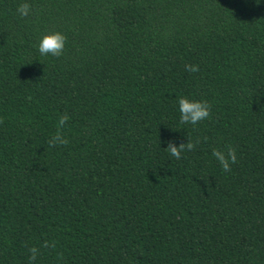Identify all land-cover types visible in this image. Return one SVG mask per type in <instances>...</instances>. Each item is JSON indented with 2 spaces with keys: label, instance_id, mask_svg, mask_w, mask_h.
<instances>
[{
  "label": "trees",
  "instance_id": "obj_1",
  "mask_svg": "<svg viewBox=\"0 0 264 264\" xmlns=\"http://www.w3.org/2000/svg\"><path fill=\"white\" fill-rule=\"evenodd\" d=\"M22 2L0 0V264H264V3ZM180 96L209 117L180 125Z\"/></svg>",
  "mask_w": 264,
  "mask_h": 264
},
{
  "label": "clouds",
  "instance_id": "obj_2",
  "mask_svg": "<svg viewBox=\"0 0 264 264\" xmlns=\"http://www.w3.org/2000/svg\"><path fill=\"white\" fill-rule=\"evenodd\" d=\"M256 4L264 3V0H255ZM16 11L21 17H27L30 15V5L25 0L18 5ZM66 44V36L59 30H50L40 35L36 44L37 51L41 57H60L63 54ZM189 72H196L198 68L196 65H186ZM180 125H197L199 122L206 120L209 117L210 106L206 101L189 99L185 96H180L177 99ZM68 117L61 116L57 121V132L51 137L50 143L52 145L67 144L68 140L64 137L60 129H63ZM195 145L188 141L186 143H180L178 146L169 141L167 146L168 154L176 159L181 158V153L184 151H191ZM211 155L219 163L224 172L231 170L230 165L236 163L237 157L234 149L228 147L226 151L213 149ZM37 249L31 248V259H35L37 255Z\"/></svg>",
  "mask_w": 264,
  "mask_h": 264
}]
</instances>
